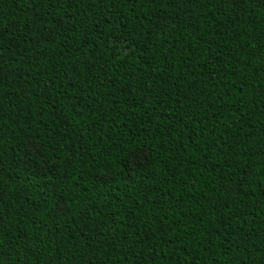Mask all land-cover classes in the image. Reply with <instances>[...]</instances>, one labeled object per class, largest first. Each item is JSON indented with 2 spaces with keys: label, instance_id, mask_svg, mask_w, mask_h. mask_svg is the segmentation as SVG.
<instances>
[{
  "label": "trees",
  "instance_id": "16d2710c",
  "mask_svg": "<svg viewBox=\"0 0 264 264\" xmlns=\"http://www.w3.org/2000/svg\"><path fill=\"white\" fill-rule=\"evenodd\" d=\"M0 261L264 264V2L0 0Z\"/></svg>",
  "mask_w": 264,
  "mask_h": 264
},
{
  "label": "snow or ice",
  "instance_id": "6c2138e0",
  "mask_svg": "<svg viewBox=\"0 0 264 264\" xmlns=\"http://www.w3.org/2000/svg\"><path fill=\"white\" fill-rule=\"evenodd\" d=\"M250 0H233V3H238V4H244L247 5L249 4ZM264 2V0H262ZM64 210V206L60 205L58 206V214H62ZM0 264H2V261H0Z\"/></svg>",
  "mask_w": 264,
  "mask_h": 264
},
{
  "label": "rangeland",
  "instance_id": "374dc122",
  "mask_svg": "<svg viewBox=\"0 0 264 264\" xmlns=\"http://www.w3.org/2000/svg\"><path fill=\"white\" fill-rule=\"evenodd\" d=\"M141 161H142V157H141V156H135V157H133V158L131 159V163H132L133 165H135V164H139Z\"/></svg>",
  "mask_w": 264,
  "mask_h": 264
}]
</instances>
